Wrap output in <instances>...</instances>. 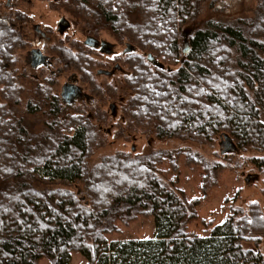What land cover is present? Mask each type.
Instances as JSON below:
<instances>
[{"label": "trees", "instance_id": "1", "mask_svg": "<svg viewBox=\"0 0 264 264\" xmlns=\"http://www.w3.org/2000/svg\"><path fill=\"white\" fill-rule=\"evenodd\" d=\"M60 1L86 29H106L135 47L124 56L129 94L115 138L156 135L219 150L210 159L191 148L150 147L90 166L107 143V115L96 123L85 109L71 113L50 86L38 88L27 110L47 107L51 120L41 131L29 129L18 111L26 90L16 68L25 40L0 16V264H71L74 253L87 264H264L259 202L240 207L238 193L224 223L200 236L190 226L203 199L179 186L181 158L204 169L203 194L244 160L264 175V0ZM204 2L208 12L199 18ZM87 49L62 43L55 53L95 86L97 65ZM226 138L236 143L233 153L224 154ZM250 151L262 155L245 156ZM141 217H154L153 239L110 241L121 224Z\"/></svg>", "mask_w": 264, "mask_h": 264}, {"label": "rangeland", "instance_id": "2", "mask_svg": "<svg viewBox=\"0 0 264 264\" xmlns=\"http://www.w3.org/2000/svg\"><path fill=\"white\" fill-rule=\"evenodd\" d=\"M59 1L60 0L56 2L54 0H29L18 7H14L18 3L17 0H0V16L8 17L12 19L13 22L20 24L29 23L31 26L29 30L30 37L34 35V31L32 29L34 23H39L44 30L51 28V30L54 31L52 33L53 36L55 35L57 38H52L46 46L47 49H49L52 45L58 46V44L62 43H64L67 47L72 45V48L80 49L78 45L84 47V42L87 36L99 35V37L101 36L100 39H103L106 46L113 49L115 54H120L122 52V49L125 48V43L118 41L106 29H101L98 32H91L90 28L86 29L85 24L67 11L61 4V1ZM250 2L254 4L256 0H251ZM209 4L210 2L203 3L199 18L204 17L207 14ZM19 11L24 12V17L20 16L18 19L17 13ZM61 18L65 19L68 25L64 26L62 32L58 33L57 27L59 21L62 20ZM185 32L187 35L188 31ZM64 36H67V38H63ZM27 45L22 49H18L16 52L18 82L26 90L23 95V104L18 108V111L29 129L41 131L45 129L46 122H50L51 120V116L44 113V111L49 112L50 109L46 107V109L37 113H30L27 110V104L37 98L38 88L42 86H50L54 95H60L63 81L60 79L58 82H48L45 79L46 75H43L38 70H33L30 65L27 66L24 63L25 53L28 48L33 46L32 44ZM87 51L90 52L88 49ZM149 60L157 67H165L155 58H151ZM121 63L124 66V73L128 72V66L124 59L121 60ZM98 67L103 68L100 67V65H97L96 69ZM96 69H94L95 81L97 82L95 83V86H92L90 81L87 80L88 78L85 77V82H82L86 91L94 96L93 100L90 102L76 103V105L72 107V109H74L70 111L71 113H75L76 108L85 109L84 113H88L89 115L91 114L96 123L99 122L100 117L107 115V122H105L104 129L102 130L107 134L108 140L104 147L96 150L94 156L89 161L90 166L99 163L105 156L114 154L118 151L134 150L138 153H145L150 147L155 149L191 148L203 153L210 159L217 158L215 155V152L219 150L217 147L201 146L193 142H184L175 139L162 141L156 138V135L139 136L134 140L131 139V141H128L123 137L115 138L114 135H116L119 131L120 120L123 115V106L127 102L129 91H125V83L121 78L119 81L121 87L119 95H117V93L114 94L113 91H110L105 87L107 82L111 79L104 75L97 76ZM69 71L76 70L72 68L69 69ZM126 74L127 73H125V75ZM119 76L122 77V72H117L115 74L114 81H116V78ZM98 84L103 87L102 93H99L100 91L97 92L96 88ZM122 93L124 96L123 99L121 98ZM112 101H116L118 106V109L116 108L118 115L114 118L110 112L111 109L109 108V104ZM262 120L264 121V116L262 117ZM261 123L264 125L263 122ZM221 146L225 152L224 154L233 153V151L237 150L236 143L228 138L221 141ZM259 155L262 154L254 151H250L245 154V156ZM220 160H222V158H220ZM180 162L182 166V173L179 186L186 191L190 199L195 197L203 199L201 206L198 208L199 218L191 224V231L196 232L200 236L209 235L215 225L224 223L226 215L230 212V207L235 203L238 193L239 200L236 202L237 205L246 209L251 202L256 201L261 204L264 211V175L260 174L259 170L250 162L244 160L243 169L236 171L234 169H228L225 171L219 179V185L210 189L207 194H203L201 191L204 169L202 167H186L184 165V158H181ZM168 167V163L163 165L164 169H167ZM121 228L123 229L121 233H114L109 236L110 241L140 239L141 237V239H153L155 236V219L154 217H141L138 221L131 223L129 226L121 224ZM261 250L264 253V238ZM39 264L52 263L48 258H43ZM71 264H87V259L81 253H74Z\"/></svg>", "mask_w": 264, "mask_h": 264}, {"label": "flooded vegetation", "instance_id": "3", "mask_svg": "<svg viewBox=\"0 0 264 264\" xmlns=\"http://www.w3.org/2000/svg\"><path fill=\"white\" fill-rule=\"evenodd\" d=\"M28 1L29 0H17L18 3L16 5L14 4V7H18L19 5H22L24 2ZM54 1L56 2L58 0ZM23 14L24 12L19 11L17 13L18 19L20 16L24 17ZM67 25L68 23L65 21V19L60 20L57 27V32H62L64 26ZM12 26L17 29L18 32L21 33L26 45H33L26 50L24 63L27 66L30 65L33 70H38L43 75H46L45 79L48 82H58L60 79H62L63 82L61 85L60 95L53 94V96L56 97L61 104L66 105L68 107H74L76 103L90 102L93 100L94 96L86 91V88L82 83L85 82L84 76L79 74L77 71H69V69L73 68L71 66V63L68 61L61 62L57 54L54 53L56 45H52L49 49L46 48L47 44L52 40V38H57V36H53L52 33L54 31L51 30V28L44 30L39 23H34L32 26L34 35L30 37L29 30L31 26L29 25V23L20 24L12 21ZM63 38H67V36H64ZM100 38L101 36L99 37V35H89L86 37L84 43L90 47V52L88 54L92 62L96 63V65H100V67H103H98L96 69V75H104L110 78L111 80H107L108 82L105 87L110 91H113L114 94L117 93V95H119V91L121 89L119 81L121 80V78L124 81L123 76L125 77V73H127H124V66L121 63V60L124 59V56L126 55L125 52L127 44H125V48L122 49V52L120 54H115L113 49L107 47L105 41ZM78 46L80 49L82 48V46ZM69 47L73 46L69 45ZM117 72H122V77L119 76L118 78H116V81H114L115 74ZM64 89L65 91H63ZM121 98H124L123 93L121 95ZM109 108L111 109L110 112L113 118L117 117V102H110Z\"/></svg>", "mask_w": 264, "mask_h": 264}, {"label": "water", "instance_id": "4", "mask_svg": "<svg viewBox=\"0 0 264 264\" xmlns=\"http://www.w3.org/2000/svg\"><path fill=\"white\" fill-rule=\"evenodd\" d=\"M126 52H132L135 50V47L130 44V43H127V46H126ZM183 54H184V59L187 57V55L189 54V50H190V45H189V39L187 37V35L185 36V39H184V44H183ZM65 91V89L63 90ZM64 93V92H63Z\"/></svg>", "mask_w": 264, "mask_h": 264}, {"label": "crops", "instance_id": "5", "mask_svg": "<svg viewBox=\"0 0 264 264\" xmlns=\"http://www.w3.org/2000/svg\"><path fill=\"white\" fill-rule=\"evenodd\" d=\"M141 238H142V237H141ZM141 238H140V239H141Z\"/></svg>", "mask_w": 264, "mask_h": 264}]
</instances>
